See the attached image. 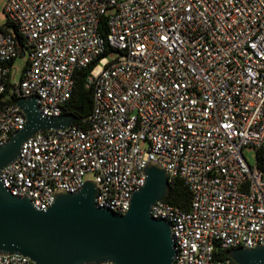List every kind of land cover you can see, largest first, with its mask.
<instances>
[{"label":"built area","instance_id":"2783aa9c","mask_svg":"<svg viewBox=\"0 0 264 264\" xmlns=\"http://www.w3.org/2000/svg\"><path fill=\"white\" fill-rule=\"evenodd\" d=\"M2 10L0 146L25 122L13 98L66 113L73 72L91 65L87 125L23 141L0 170L11 194L45 210L55 190L92 179L95 205L122 214L153 163L191 195L187 208L150 206L170 223L171 264H238L216 250L264 246V169L242 153L264 151V0H4ZM0 264L35 263L11 253Z\"/></svg>","mask_w":264,"mask_h":264},{"label":"water","instance_id":"95a60500","mask_svg":"<svg viewBox=\"0 0 264 264\" xmlns=\"http://www.w3.org/2000/svg\"><path fill=\"white\" fill-rule=\"evenodd\" d=\"M13 101L25 122L0 146V170L17 157L31 135L67 128L80 111L45 116L35 97ZM144 173V183L132 192L122 214L95 205L97 188L92 179L76 192L55 190L45 210L34 208L26 196L11 194L0 180V254L19 253L35 264H171L175 249L170 223L153 218L149 211L154 202L166 198L170 181L165 170L153 163L145 165ZM226 256L238 264H264V246L231 248Z\"/></svg>","mask_w":264,"mask_h":264},{"label":"trees","instance_id":"16d2710c","mask_svg":"<svg viewBox=\"0 0 264 264\" xmlns=\"http://www.w3.org/2000/svg\"><path fill=\"white\" fill-rule=\"evenodd\" d=\"M103 29V26H102ZM109 52V47L106 49V53ZM12 64V61L10 62ZM91 68V65L86 68L77 69L73 72V87L72 92L65 104L66 112H74L76 108L80 111L77 113L76 120L73 124H79L83 127L87 125V117L91 110V89L85 87L86 75ZM14 100V98L12 99ZM255 159L257 165L264 169V151L261 148L255 150ZM190 191L183 184V182L174 178L170 184L169 192L165 200L180 208H187L190 203ZM226 251L224 249H217V257H226Z\"/></svg>","mask_w":264,"mask_h":264},{"label":"rangeland","instance_id":"374dc122","mask_svg":"<svg viewBox=\"0 0 264 264\" xmlns=\"http://www.w3.org/2000/svg\"><path fill=\"white\" fill-rule=\"evenodd\" d=\"M3 3H4V0H0V23H4L6 21V16L2 10ZM113 57H114L113 53H108L104 55L98 62L96 68L98 69L106 60H109ZM25 59H26L25 55L21 56L19 54L13 59L12 65H11V71H10L11 77L13 80L17 81L20 78L23 66L25 64ZM242 153L248 164L253 165L255 163L256 161L255 149L252 146H248V145L243 146ZM90 177H91L90 174L86 175V178H90Z\"/></svg>","mask_w":264,"mask_h":264}]
</instances>
